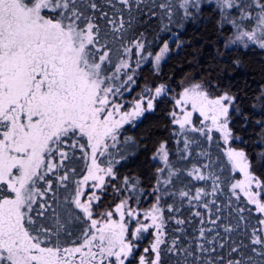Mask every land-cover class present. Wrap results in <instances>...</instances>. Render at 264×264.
<instances>
[{"label": "snow or ice", "instance_id": "obj_1", "mask_svg": "<svg viewBox=\"0 0 264 264\" xmlns=\"http://www.w3.org/2000/svg\"><path fill=\"white\" fill-rule=\"evenodd\" d=\"M205 13L224 49L264 51V0H0V264H264V86L252 104L261 116L251 121L260 127L259 168L231 146L243 142L232 127V114L243 112L230 88L206 80L170 95L160 83L129 110L124 102L136 70L152 63L159 73L170 52L168 40L154 52L148 33H171ZM166 98L172 129L155 146V203L141 214L131 202L142 181L116 168L139 147L122 131ZM213 133L228 145L226 162L213 159ZM194 153L198 163L183 167ZM229 166L243 178L224 175ZM109 188L119 202L104 208ZM185 204L187 219L198 218L189 239L185 228L166 227L186 223L165 216ZM144 234L152 239L138 253Z\"/></svg>", "mask_w": 264, "mask_h": 264}, {"label": "trees", "instance_id": "obj_2", "mask_svg": "<svg viewBox=\"0 0 264 264\" xmlns=\"http://www.w3.org/2000/svg\"><path fill=\"white\" fill-rule=\"evenodd\" d=\"M105 10H108L107 7ZM204 17V19L196 23L185 22L183 28L170 26L172 27L171 33L159 32L158 29L148 33L149 40L153 41L152 50L154 52L159 51L163 40H168L170 46V52L161 61L158 79L161 82L169 83V85L178 90L185 79L191 76L197 81L212 80L213 83H219L221 85L220 91L230 88L232 92L238 93L240 96L239 107L243 115L240 113L232 114V127L234 135L241 137L243 142L237 140L233 144L238 148H243L248 153L250 159L253 160V166L259 168L257 158L262 150L260 127L251 121L261 119V116L258 114L259 108L253 109L252 104L255 103L254 98L258 94L260 87L264 86V51L255 47L249 49L240 47L224 49L223 39L214 27V22L207 18V13L204 14ZM153 27L155 28V26ZM179 42L183 43L180 48H177L176 44ZM235 60L240 61L239 66L233 63ZM153 72L152 63H145L140 69H137L135 77L137 83L136 86L132 87V91L128 96L135 94V91L140 89L141 85L151 82ZM213 91L214 94H218L215 90ZM171 108L172 101L166 98L158 105L155 112L145 113L135 124L125 125L122 131V141L124 136H131L136 139L139 145L133 155H128L127 159L121 160L116 165L120 177L125 175L138 176L142 181L140 186L143 189V194H138V204L135 200L131 202L134 208H146L155 203V198L150 195L152 185L154 184L152 174L161 165L158 160H153L152 156L155 146L170 135L172 126L169 124L168 111ZM245 117H248L247 124L245 123ZM213 135L219 142V147H216L214 144L211 148L213 159L219 158L220 161L226 162L224 144L220 141L217 134L213 133ZM169 146L172 149L176 147L171 141ZM196 151L198 152L199 149H196ZM77 156H79V153H77ZM119 158L117 155L116 159ZM100 159L106 158L101 157ZM172 159L175 161V155H173ZM196 163H198V158L194 153L191 161L182 162V166L191 168ZM74 166L77 167L78 171H82L83 161L78 160ZM260 170L264 171V169ZM224 175L229 177L234 176L236 179L239 178L238 173L231 172L230 166ZM186 183H188L187 179L184 180V184ZM203 183L193 182L195 187H199ZM183 186L181 183H177L176 185L177 188ZM166 200L169 204L173 203L172 199L166 198ZM118 202L119 200L116 198V195L109 188L108 194L103 198L104 208H107L109 205L114 206V203ZM191 211H195V209ZM169 215L186 219L184 225H176L174 220H170L166 226L170 233L179 235L174 230L177 227H183L188 234L186 239L195 235L193 228L198 227V218L187 219L190 217L187 204L181 208L180 213H168L165 211V216ZM147 235L143 239L142 244H140V248L137 249L138 253L141 252L142 247L146 246L149 241L151 235Z\"/></svg>", "mask_w": 264, "mask_h": 264}, {"label": "rangeland", "instance_id": "obj_3", "mask_svg": "<svg viewBox=\"0 0 264 264\" xmlns=\"http://www.w3.org/2000/svg\"><path fill=\"white\" fill-rule=\"evenodd\" d=\"M154 67V66H153ZM153 74V79H151V82H147L146 84H144V85H141V87H140V89H137L136 91H135V94H133L132 96H128V94H130L131 93V91L130 92H126L125 94H124V102L126 103V110H129L130 108H131V104H132V102L138 97V95L139 94H141L142 93V91H143V89L145 88V87H149V88H151V87H153V85H158V84H160V83H166V82H161V81H159V79H158V73L157 72H153L152 73ZM194 82H200V81H197V80H194L191 76L190 77H187L186 79H185V81L179 86V89L177 90V89H175L174 87H172L171 85V88L173 89V92L170 94V95H174L175 93H178L181 89H182V87H185V86H187L189 83H194ZM167 84H169V83H167ZM133 86H136V84L135 85H132V87ZM141 118V117H140ZM140 118H138L133 124H135ZM194 121L197 123V126H199V119H202L201 117H199V114L198 113H195L194 114ZM133 124H130V125H133ZM126 125H128V124H126ZM215 134H217V133H215ZM218 136H219V134H217ZM223 144H224V142L222 141V140H220ZM228 145H225L224 144V147L226 148ZM231 146L232 147H235V148H238L237 146H235L233 143L231 144ZM243 177H242V174H239V178L238 179H242ZM151 207L152 206H149V207H146V208H136L141 214H143L145 211H147V210H149V209H151ZM141 218H142V216H141ZM145 236H148L147 234H144ZM151 239H152V237L150 236V239H149V241L147 242V244H146V246H144V247H147L148 246V243L151 241ZM142 242H143V240H141V241H139L138 243L139 244H142ZM143 248V247H142ZM141 252H142V250H141Z\"/></svg>", "mask_w": 264, "mask_h": 264}]
</instances>
